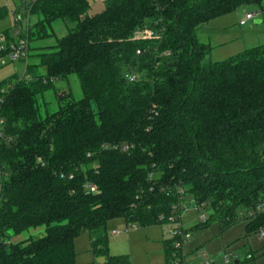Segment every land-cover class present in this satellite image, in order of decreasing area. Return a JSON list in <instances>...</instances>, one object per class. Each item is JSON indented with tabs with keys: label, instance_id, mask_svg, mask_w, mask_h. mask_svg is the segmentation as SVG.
<instances>
[{
	"label": "trees",
	"instance_id": "trees-1",
	"mask_svg": "<svg viewBox=\"0 0 264 264\" xmlns=\"http://www.w3.org/2000/svg\"><path fill=\"white\" fill-rule=\"evenodd\" d=\"M251 4L264 9V0H105L94 14L88 0L17 8L29 42L51 37L58 19L69 28L53 50L36 48L24 77L0 82L11 137L0 148V264H78L84 231L102 264H130L110 253L108 222L172 226L191 201L210 213L190 231L214 221L221 230L240 220L264 227V44L215 61L197 37ZM7 13L0 8V18ZM147 29L158 36L141 39ZM72 73L83 98L67 93L43 115L39 96ZM38 226L41 237L6 241ZM173 242L164 241L166 264L186 257Z\"/></svg>",
	"mask_w": 264,
	"mask_h": 264
},
{
	"label": "rangeland",
	"instance_id": "rangeland-1",
	"mask_svg": "<svg viewBox=\"0 0 264 264\" xmlns=\"http://www.w3.org/2000/svg\"><path fill=\"white\" fill-rule=\"evenodd\" d=\"M90 2L89 13H99L105 8V0H88ZM22 0H0V8L6 7L8 13L0 18V31L13 28V17L17 8L21 7ZM247 13H256L255 18L249 20L245 25L240 22ZM22 16V13H20ZM257 20L261 22L256 23ZM29 19L22 16V24L26 29ZM33 25L37 22V17L32 16L30 20ZM67 24L58 19L53 22L51 37L37 38L31 40L30 56L27 60L0 62V82L12 79H20L25 76L26 64L37 62L34 54L45 50H53L56 38L65 36L68 33ZM198 40L212 46L211 57L215 61H220L233 57L241 52L264 44V9L257 5H244L238 9L224 14L223 16L210 20L206 26L198 31ZM44 49V48H43ZM43 72V69H39ZM70 93V98L80 100L83 92L80 80L75 73L67 79L54 81V87L39 96L41 113L46 110L55 111L59 108L60 99L63 95ZM186 200L190 196L186 195ZM188 203V202H187ZM209 208H196L194 202L183 209L180 221L186 229H190L196 224L202 223V214L208 216ZM134 225V227H132ZM174 226L166 225H142L138 222L127 223L124 218H113L107 224V234L109 239V251L112 255H127L130 264H166L164 241L171 238V229ZM123 230L119 234L112 231ZM45 233V226L32 227L20 234H11L6 241L17 243L30 238L41 237ZM190 239L184 242L183 254L189 264H202L206 255L207 259L216 263H223L222 258L227 256L228 264H264V238L259 232L248 230L246 222L240 220L232 227L221 230L217 222H212L208 226H203L191 231ZM75 249L77 251V263L88 264L96 262L102 264L103 257H96L91 251V234L88 231L81 232L75 239ZM237 262V263H236Z\"/></svg>",
	"mask_w": 264,
	"mask_h": 264
},
{
	"label": "built area",
	"instance_id": "built-area-1",
	"mask_svg": "<svg viewBox=\"0 0 264 264\" xmlns=\"http://www.w3.org/2000/svg\"><path fill=\"white\" fill-rule=\"evenodd\" d=\"M24 3H31L35 0H22ZM257 14L256 13H247L245 18L240 22L241 25L246 24L249 20L255 18ZM13 38L7 40L4 37L0 38V62H3L5 60L9 61H16V60H27L30 56V45L27 35L25 33L28 30V24L26 26V29L24 28L22 24V16L20 14H16L13 17ZM158 34L151 29L143 30L140 33L141 39H153L156 38ZM139 52V51H138ZM130 81H135L137 77L135 75L129 76ZM3 120L0 119V148L1 143L3 141L9 142L11 140L10 136H7L4 131L2 130ZM129 145L125 144L122 146V149L124 151H127L129 149ZM87 188L91 191L96 190V185L94 184H88ZM197 208V206H196ZM198 209V208H197ZM205 214H202L201 218L202 220L205 219ZM171 222L173 223V228L171 229V236L174 238L173 245L177 249H182L184 246V242L191 237V231L189 229L184 228L181 223H177L174 218H171ZM134 227V225H132ZM123 230H113V234H119ZM259 235L261 238H264V227L260 228ZM204 257V261L202 264H216L214 260L207 259L205 254H202ZM222 261H224L226 264H228L229 259L227 256L222 258ZM175 264H189V261L186 259V257L177 258L175 260Z\"/></svg>",
	"mask_w": 264,
	"mask_h": 264
},
{
	"label": "crops",
	"instance_id": "crops-1",
	"mask_svg": "<svg viewBox=\"0 0 264 264\" xmlns=\"http://www.w3.org/2000/svg\"><path fill=\"white\" fill-rule=\"evenodd\" d=\"M16 14H20V13H17V12H16ZM259 21H260V20H259ZM260 22H261V21H260ZM244 25H245V24H244ZM102 262H104V261L102 260L101 263H102ZM216 264H219V263H216Z\"/></svg>",
	"mask_w": 264,
	"mask_h": 264
},
{
	"label": "water",
	"instance_id": "water-1",
	"mask_svg": "<svg viewBox=\"0 0 264 264\" xmlns=\"http://www.w3.org/2000/svg\"><path fill=\"white\" fill-rule=\"evenodd\" d=\"M260 22L259 20L256 21V23Z\"/></svg>",
	"mask_w": 264,
	"mask_h": 264
}]
</instances>
